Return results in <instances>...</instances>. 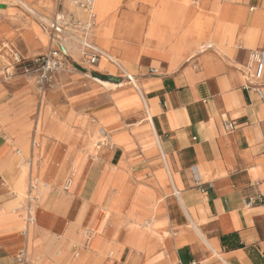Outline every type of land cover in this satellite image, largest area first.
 <instances>
[{
	"label": "rangeland",
	"instance_id": "374dc122",
	"mask_svg": "<svg viewBox=\"0 0 264 264\" xmlns=\"http://www.w3.org/2000/svg\"><path fill=\"white\" fill-rule=\"evenodd\" d=\"M228 9L232 12L225 17ZM51 14L47 0H0V42L12 43L25 60L12 62L6 77L8 61L0 56V83L6 89L0 103H7L0 116L7 115L13 130L5 138L12 160L7 170L12 180L7 182L17 197L13 209L25 195L26 162L33 156V174L40 186L48 187L43 199L61 196L73 204L78 244L91 230L88 248L97 241L96 252L105 257L133 250L149 256L170 253L173 240L192 227L157 142L144 146L138 139V130L149 125L146 98L127 78L114 76L111 66L83 63L74 47L53 87L40 92L32 59L47 52L41 29ZM95 14L91 41L117 57L139 88L151 76L150 68L157 75L180 77L202 54L232 66V51L243 32L241 15L228 0H97ZM35 127L40 145L32 151ZM148 148L156 152L148 153ZM165 159L174 178L171 158ZM71 165L73 184L64 192L61 186ZM41 212H49L44 203L37 216Z\"/></svg>",
	"mask_w": 264,
	"mask_h": 264
},
{
	"label": "crops",
	"instance_id": "0c3cea01",
	"mask_svg": "<svg viewBox=\"0 0 264 264\" xmlns=\"http://www.w3.org/2000/svg\"><path fill=\"white\" fill-rule=\"evenodd\" d=\"M228 2L240 13L243 27L240 43L232 51V66L214 61L208 53L199 56L180 77L157 75L156 70L150 68L154 73L142 80L141 88L134 80L132 82L146 98L149 120L148 126L138 130V139L144 146L152 139L157 142L171 182L179 189L175 193L178 204L192 230L173 240L170 253L149 256L133 250L105 257L96 252L100 245L97 241L93 248H88L87 244L94 237L91 230L86 231L85 241L78 244L80 229L73 204L67 198L43 199L48 187L40 186L33 174L36 163L33 156L26 162L29 168L25 195L13 209L17 197L8 183L12 180L7 171L12 160L5 142L13 130L9 126L10 119L2 115L0 264H17L15 256L23 249L29 264H264V73L260 80L252 79L253 66L249 58L251 46L264 51V0ZM49 3L52 14L41 29L47 39V50L49 41L44 25L57 10ZM64 9L70 10V7ZM231 12L225 10L223 15L229 17ZM90 42L104 56L98 59V67L101 63L111 66L114 76L119 78L121 70L127 73L117 57L99 49L91 39ZM4 46L14 49L12 43L0 42V56L7 59L6 53L1 51ZM73 47L86 64L78 43L67 41L64 43L67 65L72 59L68 50ZM6 66H3L4 71ZM116 86L120 85L113 87ZM5 91V85L0 83V100L5 98ZM6 104L0 103V111ZM226 122L233 123L234 130L226 131ZM148 129L150 133L145 141ZM39 137L35 127L30 138L32 151L38 150ZM147 151L155 153L156 149ZM165 157L171 158L174 178ZM193 165L202 172L199 188L192 181L190 168ZM74 170L75 166L71 165L61 191L68 178L72 187ZM15 186L22 190L21 183H14ZM30 192L38 196V206L35 223L25 227L22 208ZM250 198L254 199V204L244 207V200ZM43 203L49 212L37 216Z\"/></svg>",
	"mask_w": 264,
	"mask_h": 264
},
{
	"label": "built area",
	"instance_id": "2783aa9c",
	"mask_svg": "<svg viewBox=\"0 0 264 264\" xmlns=\"http://www.w3.org/2000/svg\"><path fill=\"white\" fill-rule=\"evenodd\" d=\"M95 0H49L56 7L54 16L44 25L45 32L48 36L49 48L47 52L35 59H32L35 64V83L40 92L44 93L47 88L54 85L56 75L65 70L67 66L66 52L64 43L74 41L78 43L81 56L86 59V64L93 66L98 62L100 57H104L90 42L92 30L95 26L96 14L94 11ZM69 6L70 10H65L64 7ZM82 16V17H81ZM1 51L6 53L8 59L6 77H9L8 70L12 67V62L23 63L25 60L14 50L6 46L1 48ZM250 62L253 66L251 78L260 80L264 73V51L251 50L249 52ZM11 63V64H10ZM116 67H120L115 64ZM122 76L127 78L129 83L133 82V76L121 70ZM154 70H149V74H153ZM261 97V94L258 93ZM226 131L234 130L235 126L231 122L224 124ZM101 133L108 138L106 133L101 130ZM192 181L198 188L202 185V174L198 166L193 165L190 168ZM71 187V178H68L64 185L63 191L67 192ZM254 204V199L244 200V207L248 208ZM38 206V196L29 193L26 196L25 206L22 208L24 213L25 227L32 226L35 223V210ZM17 264H29L26 251L23 249L15 256Z\"/></svg>",
	"mask_w": 264,
	"mask_h": 264
},
{
	"label": "bare ground",
	"instance_id": "6f19581e",
	"mask_svg": "<svg viewBox=\"0 0 264 264\" xmlns=\"http://www.w3.org/2000/svg\"><path fill=\"white\" fill-rule=\"evenodd\" d=\"M96 1H97V0L94 1V11H95V7H96ZM103 1H104L105 3H107V4H108L109 2H111V0H103ZM95 13H96V12H95ZM207 47H211V46L208 45ZM148 121H149V120H148ZM180 206H181V205H180Z\"/></svg>",
	"mask_w": 264,
	"mask_h": 264
}]
</instances>
